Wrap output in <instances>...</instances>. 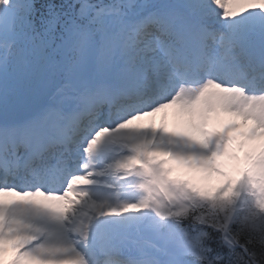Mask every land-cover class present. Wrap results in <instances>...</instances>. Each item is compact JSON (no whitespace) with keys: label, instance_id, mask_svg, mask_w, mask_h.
<instances>
[{"label":"snow or ice","instance_id":"1","mask_svg":"<svg viewBox=\"0 0 264 264\" xmlns=\"http://www.w3.org/2000/svg\"><path fill=\"white\" fill-rule=\"evenodd\" d=\"M0 264H264V0H0Z\"/></svg>","mask_w":264,"mask_h":264},{"label":"rangeland","instance_id":"2","mask_svg":"<svg viewBox=\"0 0 264 264\" xmlns=\"http://www.w3.org/2000/svg\"><path fill=\"white\" fill-rule=\"evenodd\" d=\"M150 121L149 120H145L143 123H149ZM155 124L156 125H159L161 123V116L158 115L156 118H155ZM168 126H169V129L172 128L173 126V120H172V117L171 115H169V118H168Z\"/></svg>","mask_w":264,"mask_h":264}]
</instances>
